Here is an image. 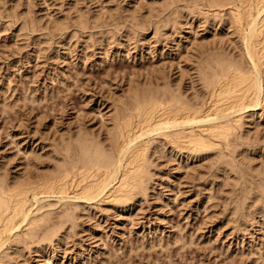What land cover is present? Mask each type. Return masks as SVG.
<instances>
[{"label": "rangeland", "instance_id": "374dc122", "mask_svg": "<svg viewBox=\"0 0 264 264\" xmlns=\"http://www.w3.org/2000/svg\"><path fill=\"white\" fill-rule=\"evenodd\" d=\"M163 1L167 3L166 9L162 7ZM204 1L3 0L0 171L6 173L3 172L9 182L16 177L21 179L19 176L24 179L31 175L36 179L38 174L39 178L43 171L52 169L54 159L58 160V142L66 136L74 138L80 131L92 130L104 137L112 121L104 123L102 113L109 117L117 108L129 105L136 90L170 82L173 88L187 90L189 96L194 93L191 99L196 100L194 95L196 89L201 93L200 84L195 78L197 88L190 85L202 58L216 50L220 53L226 49L225 53L228 50L236 55L239 52L237 33L234 27L228 28V9L220 8L222 1L216 2L219 7ZM196 2L200 8L194 7ZM159 10L162 20L157 26L154 21ZM208 11H222L228 17L219 14L215 18V14L212 19ZM81 12L89 23L78 24ZM60 20H64L66 28L54 25ZM263 107L264 104L254 114L252 110L246 113L245 128L239 129L245 133L240 132L241 140L237 135L232 138L233 147L238 150L223 144L222 158L211 150L200 155L186 150L181 153L168 140L164 142L166 148L156 141L149 151L153 161L150 181L153 180L147 196L139 195L132 206L121 208L99 199L77 200L78 205L70 208L78 207V214L75 212L80 217L75 227L63 229L67 234L56 236L53 242L37 238L38 243L42 240L41 245L28 238L24 244L12 243L4 261L264 264V212L260 209L264 198L258 201L260 194L264 197V184H260L264 181ZM245 196L250 197L248 202L254 206L250 207L254 214H248L247 219V213L246 216L233 210L236 200ZM54 199L50 201L55 203ZM58 208L51 214L55 224H59L65 210L60 205Z\"/></svg>", "mask_w": 264, "mask_h": 264}, {"label": "bare ground", "instance_id": "6f19581e", "mask_svg": "<svg viewBox=\"0 0 264 264\" xmlns=\"http://www.w3.org/2000/svg\"><path fill=\"white\" fill-rule=\"evenodd\" d=\"M208 1L215 7H219L216 2L222 1L220 8L228 9L225 11L229 17L226 14V17L222 15L220 13L222 11L219 14L226 19L228 17L230 23L228 28L234 27L233 29H235L234 31L238 36L236 47L239 48V54H232V51L230 54L228 50L225 53L226 49L223 51V48V52L213 51L215 53L205 55L206 57L204 56L205 58H202L200 63L198 62L197 68L194 67L196 74H193L194 77H190L192 80L191 85L189 84L190 88L196 89L195 78L200 84L201 93L199 94L198 89L195 90L196 100L191 99L194 93L189 96L187 90L184 91L180 86L173 88L174 84L171 86L170 82L166 86L162 85L163 87L155 88V86L136 90L133 93V100H129L131 102L129 105L121 108L116 107L117 110L110 113L109 117L102 113L104 123L107 120L112 121L107 128V134L102 136L103 138L92 130L86 133L80 131L74 138L69 139L63 134L66 139L63 138L62 142H58L61 143L57 149L58 160L54 159L52 169H47V173L43 171V175L40 174L39 178L37 176L40 172L37 173L38 175L36 174L37 176L35 175L36 179L29 177L31 175L27 178L24 173L26 178L23 179L19 176L21 179L16 177L13 178L16 180L9 182L10 179L4 175L6 173L3 171V174L0 171V264H8L6 259L5 263L4 257L6 250L8 248L10 250L12 243L23 242L22 244H24L27 238L31 241L35 239V242L37 238L53 242L56 236L64 234L63 229L66 226L68 229L75 227L76 219L80 217L79 215L77 217V211H79L76 207L78 205L77 200L88 202L99 199L101 202L106 201L113 204L114 207L119 206L121 208L132 206L139 195L147 196L149 183L153 180L150 181L151 174L153 176L150 166L153 164H151V158L149 159V153L152 144L154 145L156 141L163 143V147L166 148L165 140H168L181 153V150H186L200 155L202 152L211 150L219 158H222L223 149L220 146L223 144H226L224 145L226 148L231 146L232 150L236 151L237 148L236 146V149L233 147L234 140L232 138L237 135L240 139L241 134L245 133L239 129L245 125L243 121L247 116L246 113L252 110L254 114L256 109L264 104V0ZM196 3L194 7L199 6L200 8V3ZM161 4L166 9L167 3L163 1ZM215 12L209 13L210 15L203 14L212 18L216 14ZM160 14L161 12L154 21L157 26L162 20ZM219 14L217 13V16L214 17L217 18ZM135 16L137 15L135 14ZM78 22L81 25L86 24L87 17L83 12L79 14ZM64 23V20H60L55 21L54 25L58 26L59 29L66 28ZM198 94L202 97L199 98ZM231 140L233 141L232 144ZM171 148L175 150L173 147ZM177 150L175 151L177 152ZM232 150L229 149L234 154L235 151ZM154 152L156 151L154 150ZM223 154H225L224 151ZM223 156L225 158V155ZM222 164L225 163L222 162ZM225 165L227 166V164ZM238 168L240 169V167ZM239 175L241 176V174ZM260 184H264V181ZM245 191L242 192L245 193ZM262 191L264 195V188ZM246 196L241 201L236 200V206L233 205L235 206L234 212H242L243 215L253 213L250 207L253 208L254 206L248 202L250 195ZM260 196L257 199L262 202L264 199L261 201L260 198L264 197ZM51 198H55L56 202L52 203ZM254 199L256 198L254 197ZM258 201H255L256 204ZM75 203L74 210H71L70 206ZM89 204L86 205L89 206ZM54 205H58L57 208H53ZM59 205L62 210L65 207V210L61 212V216L59 214V224H55L56 221L55 223L52 222L51 214L53 209H59ZM81 205L79 204V206ZM260 209L261 212H264V205L260 206ZM80 211L82 210L80 209ZM249 215L246 219L249 218ZM242 217L245 218V216ZM40 234L42 237H39ZM41 241L36 243L40 244ZM19 250L21 249L19 248Z\"/></svg>", "mask_w": 264, "mask_h": 264}, {"label": "snow or ice", "instance_id": "6c2138e0", "mask_svg": "<svg viewBox=\"0 0 264 264\" xmlns=\"http://www.w3.org/2000/svg\"><path fill=\"white\" fill-rule=\"evenodd\" d=\"M0 3H3V0H0Z\"/></svg>", "mask_w": 264, "mask_h": 264}]
</instances>
